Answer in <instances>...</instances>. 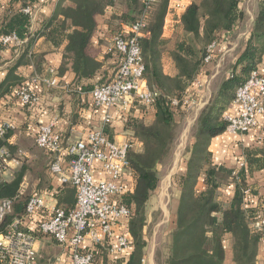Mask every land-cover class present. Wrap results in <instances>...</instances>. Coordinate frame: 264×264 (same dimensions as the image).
<instances>
[{
    "label": "trees",
    "instance_id": "16d2710c",
    "mask_svg": "<svg viewBox=\"0 0 264 264\" xmlns=\"http://www.w3.org/2000/svg\"><path fill=\"white\" fill-rule=\"evenodd\" d=\"M5 1L4 4L0 2V47H7L1 39L12 34L26 43L22 54L0 83V97H10L13 103L19 102L14 91L22 86L32 89L31 82L41 75L45 62L44 54L34 52L35 45L40 38H45L57 50L64 52L59 75L64 76L69 65L75 74L68 87L74 111L82 106V93L87 95L84 108L97 111L90 95L96 86L113 80L122 60L117 53H105L104 60L100 61V50L94 44V39L102 32L100 17L109 7L115 6V1L59 0L55 12L36 28L30 15L23 10L27 7L37 9L42 0ZM168 5L169 0H159L151 7L140 0H125V7L119 12V22L114 26L110 24L109 29L102 32L105 35L103 39L109 41L121 31V24H132L146 13L147 28L140 41L145 64L144 79L150 89L159 92V97L151 106L135 101L129 114L118 115L127 141L134 145L127 156L136 174V186L133 191L119 197L120 203L133 211L129 220L133 245L128 256L113 257L112 260L108 258L107 251L101 249L94 264H145L148 249L146 208L158 189L160 166L172 156L175 148L179 134L177 118L184 113L182 102L185 92L197 77L207 72L205 59L210 54V47L216 44L211 63L216 62L221 55L219 51L224 38L230 36L237 24L243 23L247 17L244 0L191 2L181 17L180 39L172 52L178 69V75L172 78L164 73L161 61ZM8 48L15 52L19 47L10 45ZM263 65L264 0H258L252 28L236 58L231 77L223 82L199 117L191 158L186 172L180 177L182 191L172 223L170 243L159 264H225L229 241L235 264H260L261 235L255 226L264 217V177L261 179L256 175L264 174V124L261 126L263 136L260 145L243 149V166L232 168L215 163L210 147L215 138L227 132L225 116L233 107L237 90L254 70ZM22 67L33 70L28 79L19 73ZM56 91L61 95L64 89ZM73 117L75 123L78 116L74 114ZM114 128V122L104 127L111 141H114ZM5 144L0 140V147ZM9 146L15 153V148ZM28 168L24 165L11 181L0 185V198L15 200L12 215L0 223V232L13 218L24 216L29 196H17ZM225 189L233 191V196H227ZM246 191L250 194L246 195ZM74 195L75 190H61L58 205L66 210L73 209L76 204ZM38 219L39 216L35 217Z\"/></svg>",
    "mask_w": 264,
    "mask_h": 264
},
{
    "label": "built area",
    "instance_id": "2783aa9c",
    "mask_svg": "<svg viewBox=\"0 0 264 264\" xmlns=\"http://www.w3.org/2000/svg\"><path fill=\"white\" fill-rule=\"evenodd\" d=\"M147 7L159 0H140ZM190 4L188 0H169L163 30L181 20ZM32 22L36 9L25 8ZM146 13L132 24H121V31L113 35L107 45V54L117 53L121 64L113 80L96 86L91 93L93 105L103 112V127L90 129L83 137L69 141L55 124H42L35 136V145L51 156L49 172L58 177L62 185L76 191V204L71 210L58 204L49 205L42 195L30 196L23 217H15L0 232V264H94L99 250L109 256L125 257L132 250L133 239L129 232L132 209L121 204L119 197L131 192L136 186V174L128 161V150L134 145L128 141H111L104 127L111 125L116 115L128 113L135 101L151 106L159 97L157 90L150 89L144 79L145 64L141 39L147 28ZM4 46H23L26 41L16 34L1 39ZM216 44L210 47L205 64L211 63ZM51 87L59 85L56 71L50 69ZM199 85H201V82ZM15 98L23 107H33L41 97L33 89L22 86L14 91ZM178 104L176 100L173 101ZM264 116V65L254 70L246 83L236 93L231 111L225 116L227 132L246 134L261 126ZM16 125L0 119V140L6 144L0 147V185L8 173L19 167L27 158L24 151L14 156L9 145ZM243 166V163L240 164ZM246 195L250 191L245 192ZM26 195L20 189L17 197ZM14 199L0 198V223L12 215ZM40 214V215H39ZM35 220V217H38ZM260 232L261 246L264 247V217L256 224ZM50 239L60 249L56 256L44 258L39 243ZM45 259V260H44Z\"/></svg>",
    "mask_w": 264,
    "mask_h": 264
},
{
    "label": "crops",
    "instance_id": "0c3cea01",
    "mask_svg": "<svg viewBox=\"0 0 264 264\" xmlns=\"http://www.w3.org/2000/svg\"><path fill=\"white\" fill-rule=\"evenodd\" d=\"M59 0H42L41 5L36 9V19L33 23V27L36 28L41 21L47 17H50L56 10L57 3ZM189 4L193 1L200 0H188ZM248 2L256 3V9L254 14L251 15V24L249 29L251 30L256 12L258 10V0H246ZM3 4L5 0H0ZM247 12V11H246ZM248 14V12H247ZM243 27L242 23L237 24L234 31L230 35L233 38H240L241 33L243 32L241 28ZM101 29V27H100ZM181 29V20L171 23L168 30H163L162 39L164 42L163 53H162V66L164 73L172 78L178 75V69L172 57V52L175 49V32H180ZM250 30L247 34H244L245 38L249 35ZM104 34L100 32L94 39V44L97 50H100L98 59L100 61L104 60V50L105 45H108V39L103 40ZM180 36V35H179ZM178 34L176 38L179 37ZM174 38V39H173ZM242 41L239 39V46ZM228 50L223 51L221 59H223L228 53L232 51L233 44L230 43ZM169 47V49H168ZM23 46H20L15 52L13 49L8 47H0V83L5 80L8 75L9 68L14 64L15 60L20 57L22 54ZM170 50V51H169ZM107 51V50H106ZM34 52L36 54H44L45 62L43 64V69L41 75H38L36 81L31 82L32 89L39 94L41 101L38 105L33 107H23L19 102H12L10 97H0V119L12 121L16 125L15 131L11 133L12 137V148H15L14 156H17L18 151H24L27 155V158L23 160L22 164L12 169L6 178V181H11L15 174L22 171L24 165L28 168V172L25 175L24 181L20 189H25L27 196L33 195H42L46 197L49 205L53 203L58 204L61 190H73L72 187H63L58 177H55L50 174L48 167L51 161V156L46 153H40L39 159L35 160L32 157L30 148H34L35 145V136L39 131V127L44 124H55L57 129L68 139L69 141H75L80 137H83L85 132L90 129H99L103 127V112L94 111L92 109L87 110L84 108L83 104L85 103L86 94H81V104L82 106L77 107L74 111V101L72 100L71 94L68 92L69 84H71L75 79V74L68 66V71L64 76L59 75V69L63 64L64 52L62 49L57 50L50 42L45 38H40L35 45ZM171 52V53H170ZM221 52V51H219ZM103 53V55L101 54ZM50 69L56 71L57 77L59 79V85L57 87L49 86L45 79H50L51 74L49 73ZM33 70L31 68L22 67L19 70V73L26 77H30ZM215 78V77H213ZM206 81V80H205ZM208 82V81H206ZM64 89L63 94H58L56 90ZM92 96L90 95V100ZM91 102V101H90ZM133 107V106H132ZM131 107V108H132ZM116 119L114 122V141L117 143H124L128 140L127 135L124 132V126L119 120L118 112L114 110ZM74 114H77V120L74 123ZM261 126L264 124V116L261 118ZM261 126L258 129L251 131L248 134H230L225 132L224 134L215 138L212 143L210 150L213 153V160L217 164H225L228 167H236L243 163V152H240V159H235L231 155L232 147H229L230 143H238V145H243L245 147L249 146H258L255 144L256 140L262 139V129ZM242 149V148H241ZM235 151V150H233ZM39 154V153H38ZM239 160V161H237ZM258 178L264 177L263 173H257ZM229 196H233V191L228 190L226 192ZM76 201V195H74ZM39 248L42 256L48 258L56 256L60 253L58 246H54L50 239H42L39 243ZM227 248V259L225 264H235L233 262L231 245L230 241L226 245ZM110 260L113 259V256L108 257ZM45 260V259H44ZM258 260L260 264H264V247H260V253L258 255ZM45 264V261L42 262ZM145 264H156L155 255L147 256Z\"/></svg>",
    "mask_w": 264,
    "mask_h": 264
},
{
    "label": "rangeland",
    "instance_id": "374dc122",
    "mask_svg": "<svg viewBox=\"0 0 264 264\" xmlns=\"http://www.w3.org/2000/svg\"><path fill=\"white\" fill-rule=\"evenodd\" d=\"M113 1H115V6L109 7L105 15L100 17V27L102 32L108 30L110 24H113L114 26L119 22V12L125 7V0ZM244 9L248 14L246 12L247 17L242 23L243 27L241 30L243 32L241 33V37H225V42L224 45L221 46L220 53L222 55L223 51L228 50L229 47H231L230 43L233 44L232 51L223 59H221L220 55L216 62H212L210 65L208 64V67L206 68L207 72H203L200 77H197L198 79L188 87L183 97L182 104L184 105V113L180 114L177 118L179 122L178 139L172 156L160 166V183L158 189L149 200L146 208L147 221L145 233L148 239L147 256L154 254L156 264H159V261L163 258L170 243L172 223L182 191L180 187V177L186 172L189 159L191 158L199 117L207 104L211 101L213 95L219 91L223 82L228 77H231L233 65L245 43V38H242L245 37L244 34H247L248 30H250L251 15L254 14L256 3L254 4V2L244 0ZM177 34L179 36V31H177ZM177 34L175 32V42L180 39V36L176 38ZM239 39L242 41L240 46ZM105 46L106 48L104 51L107 52V45ZM101 54L103 55V53ZM198 81L201 82V85H199ZM256 139L254 143L260 145V140ZM229 147H232L231 155H233L235 159H240V152L242 153L245 148L244 144L238 145V143L232 142L229 144ZM30 151L35 160L39 159L38 157L40 156V153H44L37 146L34 148L31 147ZM228 190L229 189L223 190L227 196H229L226 193ZM53 244L54 246H57L55 242H53Z\"/></svg>",
    "mask_w": 264,
    "mask_h": 264
}]
</instances>
